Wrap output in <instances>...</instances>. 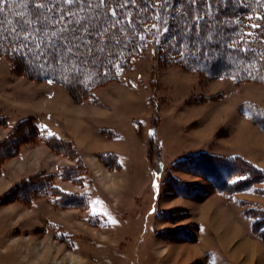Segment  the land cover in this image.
I'll return each mask as SVG.
<instances>
[{
	"label": "rangeland",
	"instance_id": "obj_1",
	"mask_svg": "<svg viewBox=\"0 0 264 264\" xmlns=\"http://www.w3.org/2000/svg\"><path fill=\"white\" fill-rule=\"evenodd\" d=\"M12 63L0 56V264H264V175L220 191L195 156L264 169L250 117L264 74L211 77L153 41L115 77L83 67V93Z\"/></svg>",
	"mask_w": 264,
	"mask_h": 264
},
{
	"label": "trees",
	"instance_id": "obj_2",
	"mask_svg": "<svg viewBox=\"0 0 264 264\" xmlns=\"http://www.w3.org/2000/svg\"><path fill=\"white\" fill-rule=\"evenodd\" d=\"M42 3L44 7L37 8L36 0H6L0 12V56L39 80L57 81L83 93L91 84L82 80L79 70L100 67L106 78L115 77V66L128 63L149 41L172 58L204 68L211 77L231 75L240 80L253 79L256 71L264 74L258 69L264 66V0ZM253 113L252 121L264 131V110L257 106ZM195 156L202 158L200 166L211 176L207 180L220 182L216 185L220 191L253 183L255 173L264 175V169L248 164L239 154L216 158L205 151ZM231 176L239 181L229 183ZM257 220L255 216L254 223Z\"/></svg>",
	"mask_w": 264,
	"mask_h": 264
},
{
	"label": "snow or ice",
	"instance_id": "obj_3",
	"mask_svg": "<svg viewBox=\"0 0 264 264\" xmlns=\"http://www.w3.org/2000/svg\"><path fill=\"white\" fill-rule=\"evenodd\" d=\"M68 3H72L73 0H67ZM101 2L103 3L104 0H101ZM197 2V0H192V3L195 4ZM205 2H207V0H205ZM6 3V0H0V12H2L4 10V4ZM36 7L37 8H42L44 7V4L42 3V0H36ZM261 19H264V17H261ZM254 27H256L254 25ZM71 50V49H69Z\"/></svg>",
	"mask_w": 264,
	"mask_h": 264
},
{
	"label": "bare ground",
	"instance_id": "obj_4",
	"mask_svg": "<svg viewBox=\"0 0 264 264\" xmlns=\"http://www.w3.org/2000/svg\"><path fill=\"white\" fill-rule=\"evenodd\" d=\"M70 260H71L70 264H74V258L70 257ZM78 260H80V259H78Z\"/></svg>",
	"mask_w": 264,
	"mask_h": 264
},
{
	"label": "crops",
	"instance_id": "obj_5",
	"mask_svg": "<svg viewBox=\"0 0 264 264\" xmlns=\"http://www.w3.org/2000/svg\"><path fill=\"white\" fill-rule=\"evenodd\" d=\"M264 95V94H263ZM259 104H261V106L263 105V107H264V104H262V103H259ZM259 148V147H258ZM261 148V147H260ZM262 149V148H261ZM260 150V149H259ZM241 154V153H240ZM242 155V154H241Z\"/></svg>",
	"mask_w": 264,
	"mask_h": 264
}]
</instances>
